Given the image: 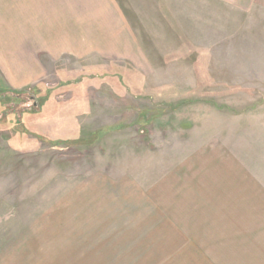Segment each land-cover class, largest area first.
<instances>
[{
    "label": "rangeland",
    "instance_id": "374dc122",
    "mask_svg": "<svg viewBox=\"0 0 264 264\" xmlns=\"http://www.w3.org/2000/svg\"><path fill=\"white\" fill-rule=\"evenodd\" d=\"M118 1L2 9L0 264H264V0Z\"/></svg>",
    "mask_w": 264,
    "mask_h": 264
},
{
    "label": "crops",
    "instance_id": "0c3cea01",
    "mask_svg": "<svg viewBox=\"0 0 264 264\" xmlns=\"http://www.w3.org/2000/svg\"><path fill=\"white\" fill-rule=\"evenodd\" d=\"M2 1L4 2L2 3ZM10 1L11 0H0V25H1V16L6 15V12L2 11V9L9 8L8 10H11ZM130 1H132L131 2L132 9L137 14L144 8V5H145V3H143L144 0H130ZM146 1H149L148 7H150L151 10H153L154 12H157V11H161V13L163 12L162 14L164 15L165 19L169 17L170 12H168L165 7L164 9H162L161 0H146ZM237 1L240 2L244 0H237ZM248 1H250V3L252 2V4H255V1L257 0H248ZM166 2H168V0H166ZM234 2L235 1H232V3ZM235 5L238 6V4H235ZM89 6H90V12L97 14V11H98L99 14H102L106 17L107 21L104 24V27H102L105 32L107 31L126 32L129 30L133 31L132 29H134V27L132 24H130L129 17L126 16L124 7L120 5L118 0H104V2H101V0H89ZM8 15H12V13L8 12ZM99 24H102V23H99Z\"/></svg>",
    "mask_w": 264,
    "mask_h": 264
}]
</instances>
